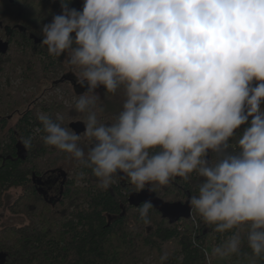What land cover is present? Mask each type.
<instances>
[{"label":"clouds","instance_id":"obj_1","mask_svg":"<svg viewBox=\"0 0 264 264\" xmlns=\"http://www.w3.org/2000/svg\"><path fill=\"white\" fill-rule=\"evenodd\" d=\"M58 2L60 13L40 26L41 45L76 72L85 90L75 110L86 119L81 135L40 112L35 132L65 165L90 169L103 191L123 179L153 191L195 173L198 194L188 202L224 236L212 254L256 264L264 257V0ZM101 88L119 98L111 123L98 118ZM32 139L20 143L30 149ZM153 207L145 200L136 209L143 224ZM168 259L165 251L160 264Z\"/></svg>","mask_w":264,"mask_h":264},{"label":"trees","instance_id":"obj_2","mask_svg":"<svg viewBox=\"0 0 264 264\" xmlns=\"http://www.w3.org/2000/svg\"><path fill=\"white\" fill-rule=\"evenodd\" d=\"M82 4L83 0H72L70 7L81 9ZM59 13L58 0H0V42L5 39L8 44L0 52V205L5 192L20 189L7 208L27 221L0 229V264H160L165 251L169 259L164 264H212L207 249L221 243L224 236L204 224L190 204V216L175 220L153 204L149 225L143 224L136 211L144 201L130 204L132 196L147 193L164 204L185 205L198 194L201 178L195 173L189 181L175 178L153 191L147 186L137 191L127 179L103 191L90 169L73 163L64 170L65 154L46 145L35 132L40 127L39 108L54 119L60 115L61 123L72 129L78 123L84 128L86 114L58 101L53 106L35 102L20 112L25 103L20 95L32 87L40 92L51 84V88H65L71 98L80 94L73 85L78 76L65 65L64 57L50 56L41 45L40 26ZM62 69L70 72L58 77ZM13 80L20 81L15 92ZM14 114H18L15 121ZM114 116L100 114L98 118L111 123ZM30 136L32 147L25 149L20 139ZM81 144L87 146L83 137ZM56 170H63L66 179L58 199L50 203L31 179ZM81 171L85 175L78 180ZM243 251L250 255L246 244ZM148 255L152 256L150 263L146 262ZM226 259L238 262L241 258ZM256 264H264V257Z\"/></svg>","mask_w":264,"mask_h":264},{"label":"rangeland","instance_id":"obj_3","mask_svg":"<svg viewBox=\"0 0 264 264\" xmlns=\"http://www.w3.org/2000/svg\"><path fill=\"white\" fill-rule=\"evenodd\" d=\"M64 62V59H63ZM69 70H61L59 72L58 77L63 76V74L69 73ZM74 74H76V72L74 71ZM77 75V74H76ZM76 77V76H75ZM74 80H76L75 82H73V85L75 87V89L82 93L85 89H83L79 83H78V77L75 78ZM19 80H13V82L11 83L13 86V90L12 91H16L17 86L20 84ZM50 87V89H48ZM44 89H42L40 92H38L37 90H35L34 87L29 88L25 91H23L21 93V97L24 100L25 103H23L24 105L19 109L20 112H23L26 108H29L33 105V103L37 102L38 104H43V106H45V104L47 105H52L54 102H61L63 104V106L65 108H69L72 107L73 105H75V99L76 97H69L68 94L66 93L67 90H65V88H51V84L48 86H44ZM98 91L101 93V97L102 99H104V106H105V111L102 114H110V115H116L118 110H119V98H108L103 96V89H98ZM29 95L31 97H29ZM28 96V97H27ZM18 111V113H20ZM42 112V110L39 108L37 110L36 113H40ZM38 115V114H37ZM18 114H14L13 116V121H15L17 119ZM61 117L60 115H57V117ZM61 164V163H60ZM70 165H65L64 163H62L61 167L64 170H68ZM53 179V178H52ZM61 179V178H60ZM59 180V177H58ZM56 184V185H55ZM55 189H53L50 193V195H54L57 196L58 190H57V182L55 183ZM20 194V189H10L9 191L5 192L2 196V204L0 205V229H3L5 227H9V226H21L23 225V223H26L27 221L18 215H14L7 207L9 205H11L13 203V201L19 196ZM160 207V211L166 215L169 216L171 218H173V212H171L172 210L170 208H168L166 205H163L162 203L159 204ZM210 241V240H209ZM216 246V244H215ZM214 246V247H215ZM212 246H210L207 249V254L211 255L213 257V261L212 264H238V262L236 261H228L226 258H217L212 254V249L214 248ZM148 258H146V262L150 263V259L152 258V256L148 255ZM149 260V261H148ZM142 264V263H141ZM155 264V263H154Z\"/></svg>","mask_w":264,"mask_h":264},{"label":"flooded vegetation","instance_id":"obj_4","mask_svg":"<svg viewBox=\"0 0 264 264\" xmlns=\"http://www.w3.org/2000/svg\"><path fill=\"white\" fill-rule=\"evenodd\" d=\"M10 2L12 0H9ZM2 42H0V46H2L3 43H6V47L4 49V51L6 50L7 48V42L5 41V39H1ZM262 109H264V104L261 105ZM250 119L249 118V123H250ZM244 126H247L246 125H242L239 129L236 130V134H237V131L239 130H242L244 128ZM63 171V170H62ZM61 170H56V171H53V172H49L39 178H32V182L36 185V188L38 190V192L44 196V198L50 202V203H53L55 202L61 191H62V186H63V182L64 180L66 179V174L64 172H62ZM58 177H59V180H58ZM53 178V179H52ZM61 178V179H60ZM57 182V190H58V193H57V196H54V195H50L51 191L53 189H55V183ZM55 184V185H54Z\"/></svg>","mask_w":264,"mask_h":264},{"label":"water","instance_id":"obj_5","mask_svg":"<svg viewBox=\"0 0 264 264\" xmlns=\"http://www.w3.org/2000/svg\"><path fill=\"white\" fill-rule=\"evenodd\" d=\"M6 47V43H3L2 46H0V52H4V49ZM73 129L79 133V132H82L84 130L83 128V125L78 123V124H74L73 125ZM145 200H151L152 203L155 205L156 208L159 209L160 207V203L162 202H159L158 200H156L153 196H150L149 194L147 193H141V194H138V195H134L130 198V204H137L138 202L140 201H145ZM163 205H166L168 208H170L173 212V218L169 217V216H166L168 218H170L171 220H175L179 217H189L190 214H191V211H190V206H189V203H186L185 205H182V204H179V203H175V204H164L162 203ZM160 210V209H159Z\"/></svg>","mask_w":264,"mask_h":264}]
</instances>
